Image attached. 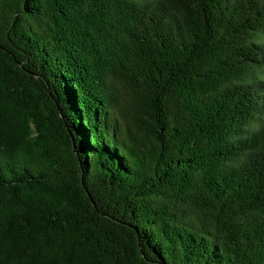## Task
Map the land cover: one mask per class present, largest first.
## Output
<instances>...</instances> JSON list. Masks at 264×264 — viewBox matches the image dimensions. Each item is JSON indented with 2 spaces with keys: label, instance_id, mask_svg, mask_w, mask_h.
Masks as SVG:
<instances>
[{
  "label": "trees",
  "instance_id": "1",
  "mask_svg": "<svg viewBox=\"0 0 264 264\" xmlns=\"http://www.w3.org/2000/svg\"><path fill=\"white\" fill-rule=\"evenodd\" d=\"M0 264H264V0H0Z\"/></svg>",
  "mask_w": 264,
  "mask_h": 264
}]
</instances>
